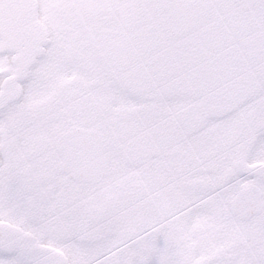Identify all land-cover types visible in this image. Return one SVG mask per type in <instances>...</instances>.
<instances>
[{
	"label": "snow or ice",
	"instance_id": "6c2138e0",
	"mask_svg": "<svg viewBox=\"0 0 264 264\" xmlns=\"http://www.w3.org/2000/svg\"><path fill=\"white\" fill-rule=\"evenodd\" d=\"M0 264H264V0H0Z\"/></svg>",
	"mask_w": 264,
	"mask_h": 264
}]
</instances>
